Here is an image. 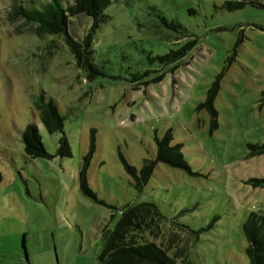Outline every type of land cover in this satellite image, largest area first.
I'll return each instance as SVG.
<instances>
[{
	"label": "rangeland",
	"instance_id": "obj_1",
	"mask_svg": "<svg viewBox=\"0 0 264 264\" xmlns=\"http://www.w3.org/2000/svg\"><path fill=\"white\" fill-rule=\"evenodd\" d=\"M10 2L0 0V264H97L126 207L143 201L164 216L154 241L170 253L249 264L243 223L264 213V184L252 182L264 176V151L249 145L264 142V0H111L90 79L63 34L9 20ZM91 21L73 17L69 32L81 39ZM214 81L212 115L201 104ZM49 100L63 133L41 122ZM30 122L52 157L25 155ZM167 129L187 168L160 161L138 192L125 163L154 158ZM62 134L70 156L57 153ZM90 147L98 201L79 186Z\"/></svg>",
	"mask_w": 264,
	"mask_h": 264
},
{
	"label": "trees",
	"instance_id": "obj_2",
	"mask_svg": "<svg viewBox=\"0 0 264 264\" xmlns=\"http://www.w3.org/2000/svg\"><path fill=\"white\" fill-rule=\"evenodd\" d=\"M110 2L111 0H11L7 17L9 20H21L33 25L34 34L37 35L63 34L77 65L89 73L88 78L90 79L100 72L91 59L93 35L103 21L104 9ZM244 3L228 1L225 5L232 9L243 6ZM80 16L92 20L81 39L74 37L69 32L71 18ZM171 57L173 56L169 53L159 59L161 61L163 59L170 60ZM216 88L217 81H214L207 91L205 101L201 104L207 107L212 115L215 114L212 100ZM38 106L41 110V122L47 131L63 133V118L56 105L49 100ZM211 123H214L213 118ZM171 139V129H167L160 139H156L155 157L144 159L139 169L125 163V169L133 178V186L138 192L143 190L156 164L160 161L174 167L187 168L180 144H170ZM21 141L27 157H52V154L46 150L35 123H27L21 133ZM57 143V153L61 157L71 155L69 141L65 134L59 137ZM249 145L252 148L251 153L264 151V142ZM91 152L90 147L84 156L78 179L81 192L98 201L95 192L89 187L86 180ZM252 182L254 185L264 184V176L254 178ZM162 218L164 216L153 202L143 201L127 206L99 254L97 264H191L183 248L170 253L169 247L154 241L159 233ZM243 232L247 241L246 254L249 264H264V213L250 212L243 223Z\"/></svg>",
	"mask_w": 264,
	"mask_h": 264
}]
</instances>
